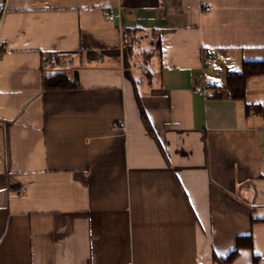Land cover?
<instances>
[{"label":"crops","instance_id":"obj_1","mask_svg":"<svg viewBox=\"0 0 264 264\" xmlns=\"http://www.w3.org/2000/svg\"><path fill=\"white\" fill-rule=\"evenodd\" d=\"M0 16V264H264V75L226 88L264 61V0ZM56 73L75 88L45 91Z\"/></svg>","mask_w":264,"mask_h":264},{"label":"trees","instance_id":"obj_2","mask_svg":"<svg viewBox=\"0 0 264 264\" xmlns=\"http://www.w3.org/2000/svg\"><path fill=\"white\" fill-rule=\"evenodd\" d=\"M243 69L236 73H229L227 75V90L230 91L231 96L235 100H245V91H246V85L247 80L251 76L256 75H264V61H249L244 62ZM75 88V85L70 81L68 76H66L64 73H56L51 77H46L44 79L43 89L45 91H53V90H68ZM254 109L258 111L259 113L264 112V108L261 106H254ZM246 237L238 239L237 243V249L235 251H238L241 248H244V246H251V237L247 238V243L244 242ZM237 252L230 255V258L233 257Z\"/></svg>","mask_w":264,"mask_h":264},{"label":"built area","instance_id":"obj_3","mask_svg":"<svg viewBox=\"0 0 264 264\" xmlns=\"http://www.w3.org/2000/svg\"><path fill=\"white\" fill-rule=\"evenodd\" d=\"M204 11H210L211 7L209 5H205L203 8ZM109 19L113 20L114 17L113 16H108ZM1 18V16H0ZM2 45V42H0V46ZM211 63V57L207 58L203 61V66L207 67V65H209ZM195 92H197L199 95L209 98V97H214L215 96V91L211 90V89H206L205 87H196L195 88ZM229 95H231V93H229Z\"/></svg>","mask_w":264,"mask_h":264},{"label":"rangeland","instance_id":"obj_4","mask_svg":"<svg viewBox=\"0 0 264 264\" xmlns=\"http://www.w3.org/2000/svg\"><path fill=\"white\" fill-rule=\"evenodd\" d=\"M142 55H143V53H141V55L138 53V54H137V58L142 59V58H141Z\"/></svg>","mask_w":264,"mask_h":264}]
</instances>
